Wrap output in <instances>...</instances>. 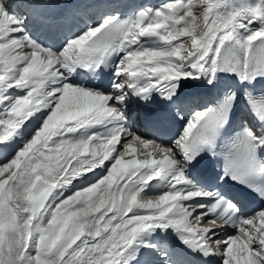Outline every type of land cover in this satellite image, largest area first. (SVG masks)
I'll return each instance as SVG.
<instances>
[{"label":"snow or ice","instance_id":"6c2138e0","mask_svg":"<svg viewBox=\"0 0 264 264\" xmlns=\"http://www.w3.org/2000/svg\"><path fill=\"white\" fill-rule=\"evenodd\" d=\"M256 199L264 0H0V264H264Z\"/></svg>","mask_w":264,"mask_h":264}]
</instances>
